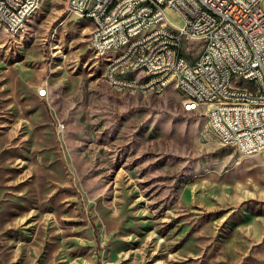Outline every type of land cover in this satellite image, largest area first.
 Instances as JSON below:
<instances>
[{
  "label": "rangeland",
  "instance_id": "374dc122",
  "mask_svg": "<svg viewBox=\"0 0 264 264\" xmlns=\"http://www.w3.org/2000/svg\"><path fill=\"white\" fill-rule=\"evenodd\" d=\"M91 29L67 0L0 28V264H264V151L205 138L174 84L112 87Z\"/></svg>",
  "mask_w": 264,
  "mask_h": 264
},
{
  "label": "built area",
  "instance_id": "2783aa9c",
  "mask_svg": "<svg viewBox=\"0 0 264 264\" xmlns=\"http://www.w3.org/2000/svg\"><path fill=\"white\" fill-rule=\"evenodd\" d=\"M87 2H96V9H87ZM36 4L37 0H0V28L14 36L16 29H22L24 10ZM68 10L96 25L90 48L98 60L106 47L123 44L127 36L152 33V41L145 44H153L159 57L139 55L131 67L145 65V72L130 83L159 95L174 84L184 105L216 119V129L207 127L205 138L216 136L249 155L264 151V0H187V4L174 0L173 7H165V0H70ZM171 12L183 25L172 20ZM164 24L181 29L182 38L166 36ZM193 43L200 45L199 51L193 50ZM142 46H131L129 51ZM222 49L236 50L235 59H221ZM240 52L248 53V61H240ZM175 56L186 57L187 65L153 75L154 65L163 57ZM207 58H215V67L200 70V61ZM103 68L112 87L121 84L115 81V62ZM186 68H196V77L181 82ZM225 71H235L238 82L225 78ZM252 77L261 78V97H253L255 86L246 85ZM207 80L217 81V91H209ZM228 84H235V91H228ZM39 94L45 95L46 89L40 88ZM215 96H223V103H215ZM58 128L64 129V124Z\"/></svg>",
  "mask_w": 264,
  "mask_h": 264
},
{
  "label": "bare ground",
  "instance_id": "6f19581e",
  "mask_svg": "<svg viewBox=\"0 0 264 264\" xmlns=\"http://www.w3.org/2000/svg\"><path fill=\"white\" fill-rule=\"evenodd\" d=\"M41 0H37V4L33 7L27 8L23 12L24 22L22 29H16L14 35L20 33L26 25L28 18L38 9ZM176 4H187V0H176ZM174 0H165V7H173ZM70 7V0H67V9ZM87 9H96V2H87ZM93 25V30L90 39V46L94 47V39L97 35V27ZM165 35L171 38H182V30L177 26L171 24H164ZM152 41V33L140 32L132 36H127L123 40V44L118 46L106 47V52L102 53V58L106 60V66H111L115 62V81L121 82V84L114 86L119 89H126L130 91H140L144 93L153 91H146L145 87H138L132 85L130 81L137 79V72L143 70L145 72V65L133 64L139 62V55H151V57H159V50H153V44H145ZM143 45L139 48V51H129V47ZM236 50L234 49H222L220 50L221 59H235ZM240 61H248V53L240 52ZM181 65H187V58L184 56L163 57L161 64H155L153 67V75H161L166 68H178ZM209 67H215V58H207L204 61H200V70H208ZM125 68H128V72L135 73L134 76H130L124 72ZM189 77H196V68H186V75H181V82H188ZM225 78L231 79V82H238V74L235 71H225ZM107 79V78H106ZM252 82H255V89L253 90V97H261L263 93V86L261 85V78L252 77ZM253 84V83H252ZM207 87L209 91H217V81L207 80ZM228 91H235V84H228ZM215 103H223V96H215ZM184 109L187 111H193V106L184 105ZM208 129H216V119L207 118ZM207 129L205 130V133ZM244 154H248L246 151H241Z\"/></svg>",
  "mask_w": 264,
  "mask_h": 264
},
{
  "label": "crops",
  "instance_id": "0c3cea01",
  "mask_svg": "<svg viewBox=\"0 0 264 264\" xmlns=\"http://www.w3.org/2000/svg\"><path fill=\"white\" fill-rule=\"evenodd\" d=\"M91 23V22H90ZM91 27H92V24H91ZM92 30V29H91ZM103 59V58H102ZM103 63H105L106 64V60H104L103 59ZM124 72H126V73H128L130 76H134L135 75V73H133V72H128V68H125V70H124ZM139 74V72H137L136 73V75H138ZM41 88H43V87H41ZM184 107V106H183ZM206 120H207V118H206ZM207 126V125H206ZM234 147V146H233ZM240 250H241V248H240ZM229 264V263H228Z\"/></svg>",
  "mask_w": 264,
  "mask_h": 264
}]
</instances>
